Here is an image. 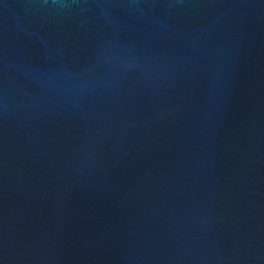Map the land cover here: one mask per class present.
<instances>
[{
  "label": "water",
  "instance_id": "1",
  "mask_svg": "<svg viewBox=\"0 0 264 264\" xmlns=\"http://www.w3.org/2000/svg\"><path fill=\"white\" fill-rule=\"evenodd\" d=\"M0 264H264V0H0Z\"/></svg>",
  "mask_w": 264,
  "mask_h": 264
}]
</instances>
